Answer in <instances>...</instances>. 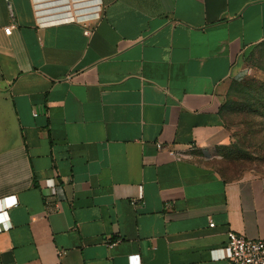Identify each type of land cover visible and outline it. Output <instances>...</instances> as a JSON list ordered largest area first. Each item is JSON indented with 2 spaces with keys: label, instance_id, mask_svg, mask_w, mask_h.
I'll return each mask as SVG.
<instances>
[{
  "label": "crops",
  "instance_id": "0c3cea01",
  "mask_svg": "<svg viewBox=\"0 0 264 264\" xmlns=\"http://www.w3.org/2000/svg\"><path fill=\"white\" fill-rule=\"evenodd\" d=\"M263 42L264 0H0V264H231L229 232L264 239V179L215 166Z\"/></svg>",
  "mask_w": 264,
  "mask_h": 264
},
{
  "label": "rangeland",
  "instance_id": "374dc122",
  "mask_svg": "<svg viewBox=\"0 0 264 264\" xmlns=\"http://www.w3.org/2000/svg\"><path fill=\"white\" fill-rule=\"evenodd\" d=\"M264 83V43L242 58V64L235 74L226 95V101L237 102L251 97L244 94ZM237 84L243 87L232 93ZM225 119L233 131L232 155L226 158L218 154L215 160L217 170L227 178L244 173H253L264 179V121L258 114L246 116L234 114L232 108L225 109ZM250 129L252 134H250Z\"/></svg>",
  "mask_w": 264,
  "mask_h": 264
},
{
  "label": "built area",
  "instance_id": "2783aa9c",
  "mask_svg": "<svg viewBox=\"0 0 264 264\" xmlns=\"http://www.w3.org/2000/svg\"><path fill=\"white\" fill-rule=\"evenodd\" d=\"M84 35L91 37L93 35L94 29L92 23L88 20L83 21ZM14 27L8 26L4 28V32L7 36H10L13 32ZM36 115V114H35ZM192 148V146H190ZM158 151H166L170 156L174 157L176 160H182L183 153L177 151L173 148L158 143ZM17 206L5 205L4 209L0 212V230L2 226L7 222L6 212L8 209ZM210 227H214V224L211 223ZM228 239V258L231 264H264V239H247L235 232H229ZM115 243L109 244V247H113ZM130 264H141L140 258L138 256L130 257Z\"/></svg>",
  "mask_w": 264,
  "mask_h": 264
},
{
  "label": "trees",
  "instance_id": "16d2710c",
  "mask_svg": "<svg viewBox=\"0 0 264 264\" xmlns=\"http://www.w3.org/2000/svg\"><path fill=\"white\" fill-rule=\"evenodd\" d=\"M263 43L253 47L252 49L262 45ZM250 51L248 52V54L250 53ZM241 87H243L242 84H237L236 87L232 90V93L234 92V90L238 91V88ZM244 94L251 98H249L248 100H238L237 102L227 101V103L223 106V111L225 112V109L232 108L234 114L244 113L246 116H255L256 114H258L262 121H264V83L259 84L252 91L247 90ZM250 134H252L251 129ZM231 153L232 151L230 146L221 147L218 150V154H223L226 158L231 157Z\"/></svg>",
  "mask_w": 264,
  "mask_h": 264
}]
</instances>
